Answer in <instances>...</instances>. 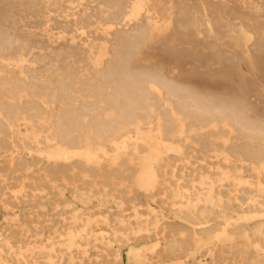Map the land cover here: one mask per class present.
Instances as JSON below:
<instances>
[{
    "label": "rangeland",
    "instance_id": "obj_1",
    "mask_svg": "<svg viewBox=\"0 0 264 264\" xmlns=\"http://www.w3.org/2000/svg\"><path fill=\"white\" fill-rule=\"evenodd\" d=\"M109 1L0 0V24L21 39L0 59V264H264L257 138L194 125L154 83L121 118L86 92L116 37L143 32L127 69L217 101L232 81L263 124L264 0H123L116 22ZM56 68L71 96L53 97Z\"/></svg>",
    "mask_w": 264,
    "mask_h": 264
},
{
    "label": "bare ground",
    "instance_id": "obj_2",
    "mask_svg": "<svg viewBox=\"0 0 264 264\" xmlns=\"http://www.w3.org/2000/svg\"><path fill=\"white\" fill-rule=\"evenodd\" d=\"M122 1L123 0H110L108 2V9H109V16L107 19L108 22H116V21H120L122 19V17H123V11H122V5H121ZM36 7H37V5H34V4H29L28 6H25V8H27L28 10H33ZM11 20H12V24H13L11 29L18 31V27L22 23L21 19L16 18V17H12ZM142 34H144V33L138 32V35H136L135 37L129 38V39H126L127 37L124 38V36H117L116 37L117 43L115 45L116 49L114 51L113 58L108 63L107 68L104 72L96 73L94 75L93 79L90 81V83L86 87L87 93L92 94V96H94L95 98H100L101 95H105V98H106L105 105L108 107L109 110H112L116 113L117 118H121L123 113L127 110V108L138 109L140 111L144 110L143 107L147 106V104L150 103L149 100H150V97L152 95V92L150 90V84L154 83L161 90H163L165 92L167 98H171V99L176 101L178 107L188 117H190L193 120L194 125H200V124L212 122V123H216L217 125H219V127H221V131H223V132H230L232 130L243 131L245 133V135L257 138L259 149L264 151V123L263 124L257 123L250 118V116L248 114L249 110L244 105V103L251 99V92L245 91L242 86H236V87L232 86L233 82L230 81L231 83L229 86L231 88L233 87L232 88L233 91H232L231 95L228 96L227 100L221 99V100L217 101L216 98L220 99L217 95L215 97H212L209 94L208 95L203 94L200 91L195 90V89H189V88L176 86L171 80H168L164 77H160L157 75H152V74L148 73L147 71L133 72V71L127 69L126 67H128L131 64L132 55H134L138 51V48H139L137 42H135L134 39L138 38L139 40L138 39L137 40L140 41V39H141L140 36ZM19 43H21V39L19 38V36L10 32V30L7 29V27L5 25L0 24V59L3 58L4 56L14 52L15 49L18 47L17 45ZM128 52H130V53H128ZM67 53H69V52H67ZM70 54H72V53H70ZM128 54H130V55H128ZM62 56H64V54H62ZM59 57H61V56L58 55L57 58H59ZM52 71H53V69H52ZM59 72H60L59 68H56L51 76L48 74L50 76V83L53 82L57 85V88L55 90L53 97L71 96V94H74L72 86L70 83H68V82L62 80V78L60 79L58 77ZM63 78H66V77H63ZM48 85L46 88L50 87ZM108 88H111L110 92H107ZM10 93L16 94L15 91H11V92L9 91L7 93L8 97H10ZM221 94L222 93H219V96ZM223 95L226 96L225 94H223ZM181 96H184L183 100H182ZM85 111H86V113L90 114L92 117H97L104 110L99 109L95 104H91L85 108ZM77 117H78L77 115H74L72 118L67 116L64 120L61 121V126L64 129V133H63L64 137H66L68 135V131H69L70 127L74 124V121L77 120ZM101 128L105 129L106 127L103 126ZM66 132H67V134H66ZM249 150H250V148H249ZM198 169H200V167ZM60 173H62V171ZM27 178L28 177H26V179ZM26 179H24V180H26ZM9 180H11V179L9 178ZM21 182H22V180H21ZM124 195H126V194H124ZM39 205H40V203H39ZM176 234H178V233H176ZM256 239H258V238H256Z\"/></svg>",
    "mask_w": 264,
    "mask_h": 264
}]
</instances>
